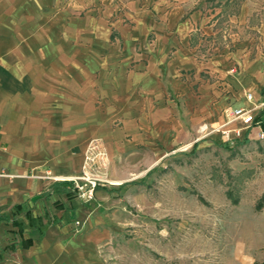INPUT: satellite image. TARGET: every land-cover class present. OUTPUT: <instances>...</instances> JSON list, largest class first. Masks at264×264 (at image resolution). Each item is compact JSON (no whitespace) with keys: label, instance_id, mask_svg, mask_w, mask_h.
Listing matches in <instances>:
<instances>
[{"label":"rangeland","instance_id":"obj_1","mask_svg":"<svg viewBox=\"0 0 264 264\" xmlns=\"http://www.w3.org/2000/svg\"><path fill=\"white\" fill-rule=\"evenodd\" d=\"M147 1L153 15L169 13L152 8L160 0ZM194 3L208 11L206 31H194L190 44L198 73L155 72L153 83L123 92L112 73L81 78L90 82L79 87V101L69 100L78 96L73 79H58L62 140L44 145L49 160L38 178L73 185L63 204L75 217L53 199L29 207V216L28 207L8 212L17 226L0 230V264H264V136L229 114L263 102L264 86H253L264 75V0ZM99 4L107 56L116 46L114 19L127 5ZM83 26L74 27L80 36ZM255 117L264 132V108ZM34 216L42 219L31 223ZM40 222L50 226L42 241L32 231ZM19 231L38 243L33 252L9 245Z\"/></svg>","mask_w":264,"mask_h":264},{"label":"crops","instance_id":"obj_2","mask_svg":"<svg viewBox=\"0 0 264 264\" xmlns=\"http://www.w3.org/2000/svg\"><path fill=\"white\" fill-rule=\"evenodd\" d=\"M99 1L102 0H0V230L11 225L6 214L15 212L16 207H28V211L52 199L51 204L58 210L75 217L76 209L63 204L73 199L68 184L50 185L38 178L49 160L44 145L62 140L59 78L73 79L70 86L75 90L71 94L78 96L69 100L79 101V87L90 82H82L81 78L98 75L103 80L112 73L118 76L119 92H123L124 88L139 89L141 83H153L157 80L155 72L171 71L172 78L175 71H200L190 44L194 31H206L208 11L201 4L194 0H175L172 4L160 0L152 8H169V13L155 16L147 0H125L124 18L114 19L113 24L116 46L112 44L106 56L104 38L98 34L103 31V19L97 17ZM91 7L86 20L75 19L80 10ZM77 24L84 25V36L75 32ZM64 30L67 36L61 38ZM62 45L65 54L58 55ZM262 86L264 75L260 76L259 86L253 87L257 91ZM256 96L259 99L260 95ZM55 192L63 199H55ZM38 225L32 231L42 241L50 226L41 222ZM24 235L33 241L32 245H16L13 250L33 252L38 243ZM15 243L18 242L11 244Z\"/></svg>","mask_w":264,"mask_h":264},{"label":"built area","instance_id":"obj_3","mask_svg":"<svg viewBox=\"0 0 264 264\" xmlns=\"http://www.w3.org/2000/svg\"><path fill=\"white\" fill-rule=\"evenodd\" d=\"M261 98H263V102H260L259 104H253V107L251 109L235 108V109L230 110V113H229L232 120L240 121V124L242 125L243 130L246 129L248 132H251L252 130L258 129L260 132V135L258 134V138L260 139L263 138L264 132L262 128H260L259 126L260 123H258L257 118L255 116L257 112L260 111V109L264 108V94L262 95ZM246 99L249 102L254 100L250 93L246 95ZM237 134H239V131H237Z\"/></svg>","mask_w":264,"mask_h":264},{"label":"trees","instance_id":"obj_4","mask_svg":"<svg viewBox=\"0 0 264 264\" xmlns=\"http://www.w3.org/2000/svg\"><path fill=\"white\" fill-rule=\"evenodd\" d=\"M66 184H68V186H69V189H72V184L71 183H66ZM70 192V191H69ZM15 210H17V211H19V210H21V207L19 206V207H16V209ZM25 215H28L29 216V212H27V214H25ZM31 220V223H35V221H37L35 218H31L30 219ZM11 223H12V226H17V224L15 223V221L13 220V221H11ZM32 227H33V229H35V230H37L40 226L37 224H34V226L32 225ZM20 232V234H19V242L18 243H15V244H11L10 246H11V248H15V246L16 245H19V247L20 248H22V247H24V248H27V247H29V246H31L32 245V243H33V241H31V239L30 238H23L22 237V233H23V231H19ZM40 232V235H42V231L40 230L39 231Z\"/></svg>","mask_w":264,"mask_h":264}]
</instances>
